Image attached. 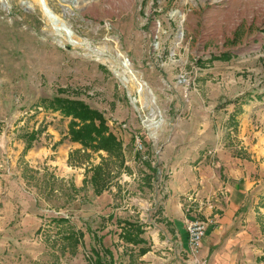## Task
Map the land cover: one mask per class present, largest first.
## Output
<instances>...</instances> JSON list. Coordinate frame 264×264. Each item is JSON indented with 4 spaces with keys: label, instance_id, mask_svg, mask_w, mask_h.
<instances>
[{
    "label": "rangeland",
    "instance_id": "1",
    "mask_svg": "<svg viewBox=\"0 0 264 264\" xmlns=\"http://www.w3.org/2000/svg\"><path fill=\"white\" fill-rule=\"evenodd\" d=\"M74 1L0 0L2 264H75L79 254L88 264L92 234L97 250L116 248L117 221L161 207L193 160L204 169L223 157L214 148L264 145V103L244 125L257 135L241 137L238 119L247 100H264V0ZM220 55L227 58L211 59ZM58 90L101 111L121 140L130 170L119 177L120 193L114 185L100 196L81 189L84 170L67 165L80 148L66 135L68 120L41 105ZM146 163L157 171L150 186ZM190 197L196 192L183 193V207ZM81 229L85 244L66 239ZM137 257L128 246L115 262ZM177 260L187 264L186 253Z\"/></svg>",
    "mask_w": 264,
    "mask_h": 264
},
{
    "label": "crops",
    "instance_id": "2",
    "mask_svg": "<svg viewBox=\"0 0 264 264\" xmlns=\"http://www.w3.org/2000/svg\"><path fill=\"white\" fill-rule=\"evenodd\" d=\"M247 101L248 104L238 119L239 126L242 125L241 137L245 135L248 138L251 133L257 135L258 132L247 127L245 129L244 125L253 117L256 104H262L264 100L258 102L256 98H252ZM66 142L65 140L59 145V152L62 146H67ZM214 150L223 153V157L215 161L216 165L208 161L203 169L199 166L202 159L193 160V166L197 167L179 172L187 180L181 178L173 188L170 186L172 190L168 191L169 195L161 207L140 212L138 221L144 224L143 238L147 241L149 250L138 256L136 262L128 260L130 264H176L177 259L185 256V253L187 264L196 260H206L207 264H264V176L253 175L254 169H249V164H253L255 169H264V159L260 161L264 157V145L251 140L240 142L237 148L223 145ZM236 151L244 152L247 159L231 157ZM40 154V149L33 152L36 157ZM248 158L252 163H248ZM189 190L196 192L197 198H188L183 207L182 195ZM189 219H197L205 224L201 244L194 255L189 251L184 227L185 221ZM117 228L113 243L118 244L115 245L116 248H108L112 252L113 264H117V252L127 250L128 246L133 247L119 239L121 226L117 225ZM92 236L91 247H99V240L97 239V243L94 240L98 237ZM80 249H77V256ZM81 258L82 255L79 254L77 260L73 259L74 263L82 264Z\"/></svg>",
    "mask_w": 264,
    "mask_h": 264
},
{
    "label": "trees",
    "instance_id": "3",
    "mask_svg": "<svg viewBox=\"0 0 264 264\" xmlns=\"http://www.w3.org/2000/svg\"><path fill=\"white\" fill-rule=\"evenodd\" d=\"M224 55L212 57V60H225ZM63 90H58L57 95L52 98L42 99L41 105L45 109L59 113L62 118L68 120L66 135L71 143L79 145L80 148L68 153L67 165L84 170L81 189L90 186L95 196H100L107 191L111 185L117 187L120 193L119 177L122 172H129L130 168L126 165L121 140L108 126L104 114L92 108L84 100L78 98L61 97ZM40 131H32L26 136L25 151L36 140V135ZM92 157L99 159L98 163L91 161ZM149 174L146 175L145 184L150 186V179L156 175V168L150 163L145 164ZM65 223L64 219L59 220ZM117 225L121 226L118 234L125 244L137 248L138 256H142L149 250L147 241L143 238L145 230L144 224L139 221L118 220ZM84 233L77 231L76 238L73 234H68L66 239H74L78 244L83 239ZM101 250L94 247L90 248L91 257H87L88 264H113L112 252L101 245ZM108 258V259H106Z\"/></svg>",
    "mask_w": 264,
    "mask_h": 264
},
{
    "label": "built area",
    "instance_id": "4",
    "mask_svg": "<svg viewBox=\"0 0 264 264\" xmlns=\"http://www.w3.org/2000/svg\"><path fill=\"white\" fill-rule=\"evenodd\" d=\"M136 147L141 149L140 143L136 142ZM185 232L187 234V241L189 245V251L191 254H195L201 244L202 237L205 232V224L200 220H187L185 222ZM198 264H206L205 260Z\"/></svg>",
    "mask_w": 264,
    "mask_h": 264
},
{
    "label": "bare ground",
    "instance_id": "5",
    "mask_svg": "<svg viewBox=\"0 0 264 264\" xmlns=\"http://www.w3.org/2000/svg\"><path fill=\"white\" fill-rule=\"evenodd\" d=\"M77 0H75L74 1V4L75 5H77ZM48 12H49V10L48 9H46ZM55 19V18H54ZM64 29H67L66 27H64ZM68 36H70V34L68 33ZM124 69L127 71V72H129L130 70H129V68L125 65L124 66ZM125 72V71H124ZM126 73V72H125ZM153 102H154V98L153 97H151V100H150V105H153Z\"/></svg>",
    "mask_w": 264,
    "mask_h": 264
},
{
    "label": "water",
    "instance_id": "6",
    "mask_svg": "<svg viewBox=\"0 0 264 264\" xmlns=\"http://www.w3.org/2000/svg\"><path fill=\"white\" fill-rule=\"evenodd\" d=\"M127 61V60H126Z\"/></svg>",
    "mask_w": 264,
    "mask_h": 264
}]
</instances>
